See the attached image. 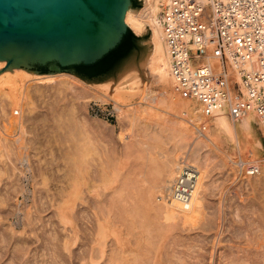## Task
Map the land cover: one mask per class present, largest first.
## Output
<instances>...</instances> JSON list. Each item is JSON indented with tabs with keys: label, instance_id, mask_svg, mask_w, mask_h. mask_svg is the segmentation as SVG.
Wrapping results in <instances>:
<instances>
[{
	"label": "rangeland",
	"instance_id": "1",
	"mask_svg": "<svg viewBox=\"0 0 264 264\" xmlns=\"http://www.w3.org/2000/svg\"><path fill=\"white\" fill-rule=\"evenodd\" d=\"M143 6L144 1L136 13ZM130 31L136 37H141L144 33L136 35L131 29ZM149 32L151 37V31ZM143 74L145 78L149 77L144 86L135 70H130L117 79L95 84L86 83L72 75L90 86L88 88L76 84L77 90L81 87L87 92L84 99L77 98L76 92L72 90H65L60 94L58 87L53 86L52 89L51 84H44L36 89L30 87L31 101L23 103L22 114L25 118L33 117L32 125L28 124L23 130H17L14 124H3L0 119V239L3 234L11 238L6 248L0 251L2 255L6 253V260L13 257L22 258L23 264H87L88 261H82V254L88 250L87 243L90 247L87 240L91 241L90 235L96 231L95 218L99 214V208L108 207L110 202H114V189L123 188L128 197L139 191H147L153 182L154 166L151 161L159 163L172 151L178 152L177 161L191 148L197 150V156L189 151L193 163L198 169L205 167L207 174V189L200 214L188 226L177 223L169 228H158L154 224L150 237L146 238L141 232L137 234L140 238L138 242L134 235H128V244L131 249L136 250L138 256L136 264H231V258L233 260L236 257L234 260L237 263L234 261L232 264H239L243 262L241 260L244 256H241L244 254V261L249 260L246 264H253L254 257L257 256L254 263L258 261V256L261 258V251L262 257L264 256L263 176L258 175L246 182H233L225 168L226 160L238 155L235 145L224 143L222 151L226 156H217L211 144L197 146V141L193 140L192 126L183 149L178 148V142L175 149L171 137L177 117L144 111L142 103L145 100L142 93L145 88L153 92L149 98L161 95L162 89L145 71ZM134 77L139 79V88L126 102L129 106L125 107L122 115L113 108L110 100L105 102L97 98L102 93L100 84L108 83L109 96L114 93L118 84L129 90L128 83L135 80ZM141 88L144 90L140 92ZM191 102L197 105L192 99ZM3 114L6 118L8 115L11 118L15 116H11L13 113L10 106L5 107ZM130 116L135 117L133 128H129L127 122V117ZM43 117L45 120L41 119ZM252 127L253 134L261 145V132L254 123ZM81 131L85 133L83 142L88 145L91 155L87 160L88 174L79 189L80 196H75L71 162L72 154H75L72 151L78 150V146L73 143L78 142L77 137H74L75 141L72 140V134L77 136L79 133L76 132ZM120 133L124 135L123 140L118 138ZM83 142L81 140L79 145L84 146ZM246 155L245 152L240 156ZM253 156L251 160L261 161V146L254 150ZM25 159L27 163L22 165L21 161ZM102 170L108 174V178L101 174ZM100 175L111 178L109 181H113L114 186L112 184L107 190L95 192L93 189L99 185ZM19 185L22 188L19 189ZM88 185L91 186L88 188ZM155 186L159 188L155 196L159 197L165 187L163 183ZM23 188L28 190L24 197L20 193ZM97 193L99 197L95 196ZM78 212L81 219L75 222V214ZM111 215L116 216L114 208ZM74 229L78 231L79 235L75 236L77 238H74ZM86 234H89L88 239H85ZM147 239H150L148 243ZM114 245L113 237H108L106 256L113 252ZM131 257L128 254V258ZM261 259L264 264L263 258Z\"/></svg>",
	"mask_w": 264,
	"mask_h": 264
},
{
	"label": "bare ground",
	"instance_id": "2",
	"mask_svg": "<svg viewBox=\"0 0 264 264\" xmlns=\"http://www.w3.org/2000/svg\"><path fill=\"white\" fill-rule=\"evenodd\" d=\"M164 2L165 0H144V6L138 13L134 14V13L126 11L124 15V23L136 35L142 34L146 27L151 31L150 43L152 45V49L145 63V70H146L145 73H147V75H149L150 78L153 79V81L161 87L162 93L161 95H157L155 97L149 98L150 94L153 93L152 91H148L147 88H145V90L143 88L139 89L140 92L144 90L142 93L144 96V100H145L142 103L144 111L150 112V114H155V113L160 112L163 115H170V116L174 115L177 117V121L174 124L175 131L171 137V141L173 142L175 149L177 147L176 145L177 142L179 143L178 148L183 149V145L185 144L186 140L188 141L187 138H188V135L190 132L189 130L192 124L197 125L199 122H203V123L205 122V124L209 126L208 130H206V133H205L206 138H203V139L197 138L193 130V140L197 141L196 143L197 146L204 147V146H208L211 144L212 146L211 148H213L214 150L212 151L215 152L216 155L219 154V155L226 156L225 153L222 151V147L224 143L229 142V144L235 145V148L238 151L239 156L242 155V153L245 154V152L247 153L246 156H253L254 150L258 149L261 146L260 141L256 139L255 135L253 134L252 123L256 120L253 114L249 113L245 115L241 120L237 121L236 123L231 121L228 118L227 113L224 109L212 111L210 115H208L207 117H204L201 112V107L192 99L197 104V105L195 104L193 105V103L191 102V98L189 96H185L182 94V92L177 90L176 85L174 81L172 80L170 73H169L168 56H167L165 45L163 42L162 31H161V28L158 22V19H159L158 15L161 9L160 6ZM210 63L214 66V68H216L217 62L214 59H212ZM4 67H5L4 61H0V69ZM134 79L135 80H133L131 83L130 82L128 83L129 90L125 89L124 87L118 84V86H116V88L113 90L114 93L109 94V96H108V91H109L108 83L100 84L99 88H101L102 93L99 92L101 95L98 96L97 93L99 90L96 91L97 98L101 100H105V102L107 100H110L113 103V106H114L113 108L118 112L119 115H122L125 107L129 106V105H126V102L131 96L134 95V92L138 90L139 88L138 87L139 79H136L135 77ZM1 80L2 82H0V106H2V108L0 109V119L2 120L3 124L4 123L6 125H10V123L14 124L17 130L18 129L23 130L25 125H28V124L32 125V122H33L32 116L29 118H25L24 115L22 114L23 103L25 101H31L32 92L30 95V91H31L29 90L30 87H33V89H36L41 85L43 86L44 84H51L52 89H53V86L58 87L59 93L60 92L64 93L65 90H72V92L73 91L76 92L78 96L77 98L80 97L82 99L85 98L86 95L84 94L87 93L83 91L84 89L79 87L80 85H82L83 87V85H85L84 82L82 83V81L73 77L72 75L62 73V72L56 73V74H49V75H40V74L29 73L20 68H14L12 69V71L7 70V71L2 72L0 74V81ZM55 80H58V81H55ZM76 84L79 85L78 87L80 89L78 90L76 89ZM85 86H88V85H85ZM89 87L90 86H88V88ZM84 88H86L87 90V87H84ZM56 92H58V90ZM110 92H111V89H110ZM94 95L95 94L93 92V96ZM92 98H95V97H92ZM75 99L72 100V102L75 101ZM6 106L11 107L12 113H13L11 114V116L12 115L14 116L15 114L14 116L15 118L14 117L11 118L10 115H8L9 117L6 118L7 116L3 114V111ZM73 108L74 106H72V110H74ZM30 110L31 108L29 109V111ZM44 118L45 117L41 119L45 120ZM127 122L129 123V126H130L129 128H133L135 125V117L134 116L127 117ZM76 133H79V134L77 136L72 134V140L75 141L76 139L74 137H77L76 141L78 142L77 144H75V142L74 143L72 142L74 145L78 146V150L72 151V153L73 152L75 153V154H72V162H71L72 163V180L74 184L75 196H80L79 189L81 188L82 180L84 181L85 175L88 174L87 170H88L89 165H87L88 164L87 160L91 154H90L88 145L87 144L85 145V142H83V139H85L86 137L85 133H83L82 131L76 132ZM128 136H130V133L128 134ZM118 138L120 140H123L124 135L120 133ZM81 140L84 143V146L79 145V142ZM189 151H190V154H193V155L197 154L196 148H191L189 149ZM189 151L188 153L186 151L185 154H188L190 157ZM176 155H178V152L172 151V152L167 153L166 156L159 163H156L155 161H151L154 166L152 169L153 182L147 191H139L133 194L132 195L133 197L132 196L128 197L125 193L126 191H124L123 188L114 189L113 193L116 195L114 198H112L114 202H110V206L108 207L99 208V212H98L99 214L97 215V218H95L96 219V227H95L96 231L95 233H92L90 235L92 237L91 241L87 240L88 242H90V247H89V244L87 243L88 250H86L82 254L83 256L82 261H85V260L86 262L88 261L87 264H136V260L138 259V256L136 255V250L133 248L131 249L128 244V241H129L128 235L130 236L134 235L137 238V242H138L140 238H138L137 234L141 232V234L146 236V238L150 237L154 224L157 225L158 228H167V227L169 228L177 223H181L184 226H188L195 221L196 217L200 214L201 207L203 206V202H204L203 201L204 194L207 189L206 187V184H207L206 183V175H207L206 168L200 165L201 167L198 169L199 176H198L196 187H195L194 194H193L194 198L192 197L189 208L182 209L179 204L172 201L167 196V194L169 193L171 183L176 175V169L179 165V159L183 156V155L180 156L178 160L176 161ZM26 159L21 161L22 165L27 163ZM252 161L255 163L261 162V161H255V160H252ZM101 174H104L106 177L108 175V174L107 175L105 174L104 170H102ZM259 175H262L263 180H264V169L260 171ZM92 177H95V176H92ZM106 177L104 178L103 175H100L98 177L100 180L99 185L96 183L98 186L97 187L94 186L95 187L94 189L92 188L95 192H97L98 190H103V191L107 190L108 187L111 188L114 182L113 181L110 182L109 179L111 178L107 179L108 177L107 178ZM90 180H91V176H90ZM158 183H163L165 187V191L159 197L155 196V194L158 193L159 191V188L155 186ZM90 186L88 185V188ZM20 188L22 187L20 186L19 189ZM20 193L22 197H24L28 194V190L26 188L25 189L23 188L21 189ZM98 193L95 194V196L99 197ZM113 208L116 211V216L111 215ZM80 212H82V209L80 210ZM80 212L75 214L76 215L75 222L80 221L81 219ZM77 232H78L77 229L73 230L74 238H77L75 236L79 235L77 234ZM86 235H85V239H88L87 237L89 236V234L87 236ZM110 236L113 237V240L115 241V245H114L115 249L113 250L111 254L106 256L105 245L107 242V238ZM147 240L148 241L146 243H148L150 239H147ZM10 241H11V238L4 236L3 234L2 238L0 239V249H1L0 251L5 249L6 245H8ZM262 252L263 251H261V255L260 254L258 255H260L264 261V256L262 257ZM5 254L6 253H3L2 255V253L0 252V264H23L22 258L14 259L13 257L12 258L10 257L9 259H7L8 260L7 261L6 257L4 256ZM128 254H131L132 257L128 258ZM243 256L245 257V254L242 255L241 258ZM4 257H5L6 262L5 260L2 262ZM236 258L234 259L236 260ZM239 258L237 260H239ZM243 258L241 260L243 262H239V264H246L247 261L249 262L248 259H246L247 261H244ZM256 258L257 256L253 258L254 262ZM258 258L259 259L257 260L260 262L256 261V263L263 264L261 261L262 259L259 256ZM234 259L232 260L231 258L232 263L235 261ZM235 262L237 263V261ZM254 262L253 264H256Z\"/></svg>",
	"mask_w": 264,
	"mask_h": 264
},
{
	"label": "built area",
	"instance_id": "3",
	"mask_svg": "<svg viewBox=\"0 0 264 264\" xmlns=\"http://www.w3.org/2000/svg\"><path fill=\"white\" fill-rule=\"evenodd\" d=\"M158 22L177 90L204 117L224 109L237 122L251 113L261 132V162L251 156L226 160L233 182H246L264 169V0H165ZM214 59L216 68L210 63ZM206 138L207 124H192ZM199 170L188 154L179 159L167 196L189 208Z\"/></svg>",
	"mask_w": 264,
	"mask_h": 264
},
{
	"label": "water",
	"instance_id": "4",
	"mask_svg": "<svg viewBox=\"0 0 264 264\" xmlns=\"http://www.w3.org/2000/svg\"><path fill=\"white\" fill-rule=\"evenodd\" d=\"M143 1L0 0V61L5 62L0 73L20 68L35 74L67 72L78 77L74 66L93 65L119 45L130 30L124 23L126 11L135 14ZM136 38L131 53L107 74L90 80L78 78L89 84L103 83L135 70L142 86L145 81L147 85L149 77L143 71L152 49L149 29Z\"/></svg>",
	"mask_w": 264,
	"mask_h": 264
},
{
	"label": "trees",
	"instance_id": "5",
	"mask_svg": "<svg viewBox=\"0 0 264 264\" xmlns=\"http://www.w3.org/2000/svg\"><path fill=\"white\" fill-rule=\"evenodd\" d=\"M137 38L131 34L130 30H127L126 34L123 36L119 45L106 54L102 59L97 61L95 64L90 66L78 65L73 68L76 70V75L82 79H92L88 72L93 71V76L95 75H105L114 66H116L124 57L129 55L134 49V41Z\"/></svg>",
	"mask_w": 264,
	"mask_h": 264
},
{
	"label": "flooded vegetation",
	"instance_id": "6",
	"mask_svg": "<svg viewBox=\"0 0 264 264\" xmlns=\"http://www.w3.org/2000/svg\"><path fill=\"white\" fill-rule=\"evenodd\" d=\"M73 70H74V73L76 74V70H75L74 68H73ZM88 74H89L90 76H92V77H90V78H92V79L102 76V75H95V76H93V75H92V74H93V71H89Z\"/></svg>",
	"mask_w": 264,
	"mask_h": 264
}]
</instances>
